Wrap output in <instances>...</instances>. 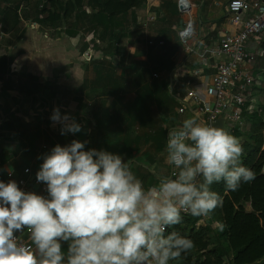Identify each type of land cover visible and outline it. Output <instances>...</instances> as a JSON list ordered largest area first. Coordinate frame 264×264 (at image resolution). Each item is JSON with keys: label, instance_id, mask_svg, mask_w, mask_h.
Instances as JSON below:
<instances>
[{"label": "clouds", "instance_id": "1", "mask_svg": "<svg viewBox=\"0 0 264 264\" xmlns=\"http://www.w3.org/2000/svg\"><path fill=\"white\" fill-rule=\"evenodd\" d=\"M61 135L82 126L54 109ZM88 142L57 144L40 157L38 183L47 195L0 180V264H173L194 241L175 228L184 215L209 218L223 205L212 190L236 191L254 179L242 164L239 140L222 128L185 119L168 132L170 175L146 187L132 159ZM27 232L30 244L20 242Z\"/></svg>", "mask_w": 264, "mask_h": 264}, {"label": "trees", "instance_id": "2", "mask_svg": "<svg viewBox=\"0 0 264 264\" xmlns=\"http://www.w3.org/2000/svg\"><path fill=\"white\" fill-rule=\"evenodd\" d=\"M33 1L36 2V14L33 13L35 17H30V0H0L1 30L17 34L23 30L22 22L25 19L31 20L43 30H58L69 38L80 33L83 36L86 31L93 33L95 37H98L97 32L105 38L108 34L113 48V62L106 64L104 59L89 61L87 67L93 72V78L86 79L78 88H72L70 92L74 97L70 100L64 98V93L61 92L65 89L56 84L42 83L39 78L31 75H28V82L21 86L20 92L26 96H59L60 101L76 103L80 112L87 113L90 126L99 139L97 145L88 139L86 150H106L122 155L125 160L132 159L144 170L141 180L145 186L155 184L156 175L150 169L156 162V156L165 153L169 129L161 124L157 126L153 113L156 110L165 124L167 118L164 117L178 111L179 105L169 92L167 78L175 69V64L170 57L159 64L149 62V57L138 62L133 60L137 55L129 57L119 53L124 38L122 34L128 29L127 23L137 25V13L144 8L146 0ZM90 47L88 42L79 45L80 55L84 56ZM151 47L163 51L165 46H158L157 42ZM152 53L153 49H150L147 56ZM127 57L131 61L126 62ZM0 61L1 72L3 61ZM149 64H156L155 71L165 78H145L144 70ZM118 68L123 70L120 74L117 73ZM129 93L134 94L131 100H127ZM109 98L113 100L107 107L105 102ZM98 99L103 102L97 101ZM88 102L92 106L86 112ZM244 118L250 125L249 129L246 132L236 131L232 135L239 140L243 148L242 164L253 171L254 179L243 183L236 191L226 192L222 183L212 186V190L223 197V205L210 217L212 222L219 224L218 229L213 230L210 226L196 228L198 219L187 215H184L182 224L168 229L169 232L179 231L194 241L191 252L173 264H260L264 260V105L260 104L259 109L251 113L245 111ZM174 123L171 121L172 127L176 125ZM178 124L177 122V126ZM111 125L113 145L102 139L103 132L109 130ZM139 128L151 130L143 136L145 144L151 149L142 151V138L137 132ZM44 135V146H41L40 138ZM44 135L41 131L38 132V139L31 140L26 149L28 155H38L39 165L43 163L40 157L50 152L54 146H65L72 140L70 136L61 134ZM248 204L251 211L246 210Z\"/></svg>", "mask_w": 264, "mask_h": 264}, {"label": "crops", "instance_id": "3", "mask_svg": "<svg viewBox=\"0 0 264 264\" xmlns=\"http://www.w3.org/2000/svg\"><path fill=\"white\" fill-rule=\"evenodd\" d=\"M189 1L194 7V12L195 10L198 11L196 8L200 7L196 5L197 0ZM176 2L177 0H146L144 8L139 9L137 13V25L146 24L149 20L156 21L158 12L159 18H164V15H166L167 19L170 20L171 15H175L176 9L179 14ZM203 4L202 7L204 8ZM214 4L219 6V9L216 11L215 15H213L214 17L219 15L218 12L220 9L223 11L221 18L219 19L220 21L213 23L211 27L212 31L216 30L215 28L219 29L217 40L215 41L218 42L221 35L231 31V29L226 25L224 11L225 5H223V0H216ZM154 8H157L158 12H156L157 9L154 10ZM173 11L174 13H172ZM28 22L32 23L31 20H28ZM171 23L166 27H162L160 30L161 37L164 36L163 39L172 42L171 44L166 42L162 53L167 51L174 54V56H171L170 58L175 64V69L169 76V92L175 93L180 91L188 84H190L189 87H195L196 89L201 90L206 84L211 83L212 78L216 73L214 66L215 63L218 62V58L209 59L208 63L203 65L201 64V54L205 53L208 47L211 48L215 44H213L214 42L208 43L209 40L207 35H203V23L200 22L198 23V25L201 26L200 35H197L198 40H196V43H193V47L196 49L197 53L185 54L182 49L181 53H179L178 47L180 46V43L177 38V33L176 37L173 35V26ZM24 25L26 26L27 24ZM177 25H179V22ZM177 25L175 31H177ZM19 32L21 34L22 30ZM163 33H165V35ZM80 34L74 37L78 41L81 36ZM15 35V32L4 33L0 27V39H2V36L14 37ZM41 36L48 38L47 43L49 44L47 45V48L45 47V49L43 48L42 50L39 49L42 44L39 45L40 40L38 39L41 38ZM74 38H69L62 32L58 35L55 30H49L46 33L40 32V34L38 31H36V33L27 32L19 43L7 46L3 51H0V59L3 61L1 66V69L3 70L0 72V180L5 183L10 180H15L18 183L19 179L27 177L24 173L25 170L30 171V176L32 178L36 177V173L39 171L38 166H40L38 155H28L26 149L30 145L31 140L38 139L37 133L40 131L43 135L61 134L62 125L54 123L51 120L54 109L58 108L61 116L68 115L72 117L76 123L82 126V130L79 133H67L65 134L66 136H70L72 140H78L81 142H88V139L90 138L92 131L90 119L87 113L78 110L77 104L73 101H64L63 99V101H60L61 98L59 96L57 98H52L47 94L26 96L20 92L21 86L28 82V75L39 78L42 83L56 84L63 89H65V87H80L83 84L82 78L78 75L76 76L74 71L71 74L69 73L68 75H65L69 72L67 70L68 68L65 67L64 64H62L61 67L57 64L58 60L64 57L65 53L71 51V44L72 46H75L74 43L76 42V39ZM62 40L63 43H61L63 44L62 47H64L65 52H63L62 47L55 44L56 41L60 42ZM73 41L75 42L73 43ZM75 51L77 52L79 50ZM39 54L41 55V58L38 59ZM145 59L147 58L144 57V60ZM72 68L73 66H69V69ZM198 68L202 69L203 75L191 77L187 74L188 76H186V79L181 78L182 74ZM254 91V100H261L260 104L264 105L263 98L259 99L261 96L258 93L260 91L259 87H256ZM258 109L259 107H255L250 110L249 113ZM180 117L182 118L178 121V126L188 118H195L199 123L204 124L203 121H199L198 118L191 114H186L185 116L180 115ZM244 122L245 126L243 132H246L250 125L246 122L245 118ZM175 126H177V124ZM245 127L247 129H245ZM45 136L46 135L40 138L41 142L39 145L44 146L43 139ZM134 162L135 161H132L131 164L132 171L141 179L144 170L140 165L135 164ZM169 169L170 165H168L167 173H161L153 165L150 172L157 177V175H168ZM10 175L12 176L10 177ZM31 192H36L38 194L37 189L34 187ZM246 210L251 211L249 204L246 206ZM21 238H23V240L27 239L25 233L21 235ZM260 264H264V260L260 262Z\"/></svg>", "mask_w": 264, "mask_h": 264}, {"label": "built area", "instance_id": "4", "mask_svg": "<svg viewBox=\"0 0 264 264\" xmlns=\"http://www.w3.org/2000/svg\"><path fill=\"white\" fill-rule=\"evenodd\" d=\"M177 6L182 16L177 29L179 43L185 54H196V49L190 44L195 37L192 19L194 7L189 0H177ZM224 11L226 25L231 31L222 34L217 44L211 48L208 47L205 53L201 54L203 65H206L209 59L218 58L214 66L216 73L211 83L206 84L201 90L189 87L190 84H188L184 89L172 94L179 105L177 111L179 115H194L208 126L223 119V130L232 135L236 131H244L246 104L251 102L254 89L261 81V75L251 68L258 57L251 50L250 44L259 43L264 33V0H230ZM153 44V42L150 43V45ZM164 44L162 40L158 42V46L163 47ZM187 74L198 77L203 75V71L201 68L193 69L182 74L181 78L186 79ZM24 173L27 177L18 181L22 190L31 191L34 187L38 194L47 195L46 185L32 178L29 170H25ZM170 174L171 166L168 175ZM208 226L213 230L220 227L217 222H212L210 217L198 219L196 222V228ZM25 235L26 240H23L21 236L19 240L28 245L30 241L27 232Z\"/></svg>", "mask_w": 264, "mask_h": 264}, {"label": "rangeland", "instance_id": "5", "mask_svg": "<svg viewBox=\"0 0 264 264\" xmlns=\"http://www.w3.org/2000/svg\"><path fill=\"white\" fill-rule=\"evenodd\" d=\"M30 1H31L30 2L31 3L30 13L32 14V15H30V17L31 16L35 17V16H33V13L36 14V2H34L33 0H30ZM63 1L68 2L70 0H63ZM215 1L216 0H197L196 5L199 6L200 8L197 7L196 9L198 11L195 10V12H193L192 19L194 22L195 37L191 41L190 44L193 45V43H196V40H198L197 35H200V29H201V26H199L198 23H200V22L203 23L202 27H204L203 28L204 34L203 33L202 34L207 35V38L209 40L208 43H211V42H214L213 44L218 43L215 41L217 40V34H218L219 29L215 28L216 30L212 31L211 27H212L213 23L220 21L219 19L221 18L223 11H222V9H220L218 12L219 15L217 17L213 16V15H215L216 11L219 9V6L214 4ZM228 1L229 0H223V5L226 6V3ZM203 2H204V4H203ZM200 3L203 4L204 8L202 7V4H200ZM225 6H224V8H225ZM177 8H178V6H177ZM156 9L157 8H154V10H156ZM33 10H34V12H33ZM87 12H89V9H87ZM156 12H158V9L156 10ZM172 13H174V11ZM181 21H182V16L180 15V13L178 14L177 9H176L175 15H171L170 20L167 19L166 15H164V18H161V17L159 18V12H158L156 21L149 20L148 22H146V24H138V25H135L134 23H131V22L127 23L128 29L125 32V34H122L124 36V38L122 40V43H121V46L119 49L121 51L119 53L123 56L128 55L129 57L133 56V55H137V57L134 56L135 58L133 60L138 61V62L139 61L143 62L146 60V59L144 60V57H149L150 58V59H148L149 62H155V63L161 64L163 61L167 60V58H169V57L171 58V56H174V54H171L167 51L162 53V51H159V49L157 50L155 48H152L150 43L151 42L157 43V42L162 40V41H164V43H165L164 46H165L166 42H168V41L163 39L164 36L161 37L160 30L162 27H166L171 22H172L171 25L173 26V30H172L173 35L176 37V33H177V38H178V31H175V27L178 24V22L180 25ZM24 22H22L23 30H22L21 34H20V32H17V34L14 37L2 36V39H0V51H3L4 48H6L7 46H11V45L19 43L21 41V39L26 35L27 32L36 33V31H38L39 34H40V32H42V33L47 32L46 30L41 29L34 22L31 23V22L25 21V19H24ZM24 24H27V25L25 26ZM179 25H177V26L179 27ZM64 27H66V26H64ZM64 27H61V29H64ZM117 31L119 32L120 30H117ZM59 32L60 31L56 30V33L58 35L60 34ZM84 33H83V36H82V34H80L82 37L80 36L79 41L75 38L76 42L73 41V43L75 42L74 43L75 46H72V44L70 43L71 44V46H70L71 51L70 52L68 51L67 53H65L64 57L60 58L57 62L59 67H61V65L64 64L65 67L68 68L67 70L69 72L66 71L67 73L65 75H68L69 73L71 74L74 71V74L76 76L78 75L79 77L82 78L83 83L86 79H92L93 78V72L91 71V69H89L87 67V64L89 61H91L92 59H104L106 64H110L113 62L112 58H111L112 54H113V48H112V44L110 42L111 39L109 37H107L108 34L105 38V36L100 35V32H97V35L99 37V39H98V37H95V35L91 32L86 31ZM19 34H20V36H19ZM18 37H20V40L18 39ZM38 39L40 40L39 45L42 44V46L39 47V49L42 50L43 48L45 49V47L47 48V45H49L47 43L48 38H46L45 36H41V38H38ZM141 39H143V40H141ZM93 40H94V42H93ZM61 42L63 43V40L60 42L56 41L55 44L59 45V47H62L63 44ZM84 42L90 43L91 47H90V50L83 56V55L79 54V51L76 52L75 50H79V45H81ZM168 43L171 44L172 42H168ZM250 47H251V50L258 57L257 62L254 63L251 66V68L254 71H256L257 73H259V75H261V77H260L261 81H260V84L257 86V88L259 87L260 91L258 93L261 95L259 99L263 98V100H264V33H262V36L259 39V43L252 42L250 44ZM62 48H63V52H65L64 47H62ZM178 48H179L178 52L181 53V49L183 51L181 44ZM150 49H153V53L150 54V56L149 55L147 56L148 51ZM97 53H99V54H97ZM39 58H41L40 54L38 55V59ZM36 61H38V60H36ZM129 61H131V59L127 57L126 62H129ZM155 65L156 64L146 67V69L144 70L145 78H147L149 80L151 79V77H153V78H159V77L165 78V76H162L161 74H158L155 71V69H157ZM69 66L70 67L73 66V68L69 69ZM122 71H123L122 68L117 69L118 74H120ZM169 76H170V74H169ZM169 76L167 78H169ZM71 89L72 88L65 87V90H61V92L64 93L63 94L64 98H67L70 100L74 97V95L70 92ZM254 93H255V91H254ZM133 95H134L133 93H129L127 95V100H131L133 98ZM112 100H113L112 98L107 99L105 102V106H107V107L110 106L112 103ZM97 101L103 102L102 99H98ZM260 103H261V100L256 101V100H254V98H252L251 102H248L246 104L245 108L247 109V111H246V109H245V111L249 112L248 110H252L255 107H259ZM86 106H87V108L85 109V111L89 112L92 105L88 102L86 104ZM153 115H154L153 120H154L155 124L157 126H158V124H161L164 127H166L167 129H170L172 127L170 124L171 121H174L175 122L174 124H177V122L182 118V117H180V115H178L177 110H176V114H175V112L169 113L166 117H164V119L167 118V120L164 124L161 115H159L156 110H154ZM158 122H160V123H158ZM245 129H247V128L245 127ZM150 131L151 130H149V129H142V128H139V130L137 131L138 134L142 138L141 144H140V147H142V151H146L148 149H151L148 145L145 144L144 139H143V136ZM102 139H103V141L109 143L110 145H113V125L110 126L109 130L103 132V138ZM89 141H91V142L93 141L95 145H97L98 141H99L98 136L96 134V131H94L93 128L91 131ZM154 167L161 173L162 172H164V173L168 172V164L166 163V153H163L162 155L156 156V162L154 163Z\"/></svg>", "mask_w": 264, "mask_h": 264}, {"label": "water", "instance_id": "6", "mask_svg": "<svg viewBox=\"0 0 264 264\" xmlns=\"http://www.w3.org/2000/svg\"><path fill=\"white\" fill-rule=\"evenodd\" d=\"M223 125H224L223 119H220L216 123H214L212 126L223 129Z\"/></svg>", "mask_w": 264, "mask_h": 264}, {"label": "bare ground", "instance_id": "7", "mask_svg": "<svg viewBox=\"0 0 264 264\" xmlns=\"http://www.w3.org/2000/svg\"><path fill=\"white\" fill-rule=\"evenodd\" d=\"M75 39V38H74ZM96 54V53H95ZM97 54H99V53H97Z\"/></svg>", "mask_w": 264, "mask_h": 264}]
</instances>
